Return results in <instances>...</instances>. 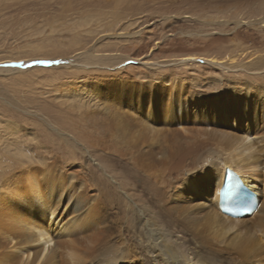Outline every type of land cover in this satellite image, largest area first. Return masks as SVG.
Returning a JSON list of instances; mask_svg holds the SVG:
<instances>
[{
	"label": "bare ground",
	"instance_id": "bare-ground-1",
	"mask_svg": "<svg viewBox=\"0 0 264 264\" xmlns=\"http://www.w3.org/2000/svg\"><path fill=\"white\" fill-rule=\"evenodd\" d=\"M236 4L259 19L231 21L213 38V50L186 53L211 59L207 90L199 78L180 74L186 69L172 61L160 74L161 66L147 64L143 72L125 68L131 84L126 107L125 97L118 101L114 92L105 97L96 91L100 76L80 79L79 91L91 107L77 121L81 137L95 146L115 137L113 161L120 177L111 181L91 164H74L68 171L43 162L50 183V174H58L56 188L69 176V193L63 196L45 190L36 165L26 164L20 178L19 167L8 172L0 182V264H111L102 263L108 252L116 256L112 264H264V243L256 236L259 231L264 238V191L257 184L264 180V34L256 36L264 23V0ZM143 5L140 1L138 9ZM79 60L91 69L121 67L127 57L86 53ZM197 101L206 103L209 114L189 108ZM250 133L258 139L249 140ZM228 166L261 194L254 215L233 219L218 209ZM61 205L65 222L59 218ZM86 222L90 233L77 235Z\"/></svg>",
	"mask_w": 264,
	"mask_h": 264
},
{
	"label": "rangeland",
	"instance_id": "rangeland-1",
	"mask_svg": "<svg viewBox=\"0 0 264 264\" xmlns=\"http://www.w3.org/2000/svg\"><path fill=\"white\" fill-rule=\"evenodd\" d=\"M140 1L144 4L142 11L138 9ZM237 1L0 0V69L17 68V71H0V182L18 167L17 177L26 164L36 165L41 170L45 190L67 196L71 186L69 176H65L66 183L56 188L58 174H50L54 176L50 183L45 177L50 172L44 169L45 161L52 163V170L59 169L61 166L57 165L61 164L63 169L71 171L69 167L82 163L86 167L93 165L95 171L111 181L120 177L117 163L113 161L118 156L115 137H106L99 146L81 137L77 121L91 107L87 105L86 94L79 91L80 79L100 76V81L94 82L96 91L105 97L114 92L121 98L118 101L125 97L126 107L131 84L125 76L129 70L125 68L135 67V71L143 72L148 65L161 66L160 74L161 68L170 61L168 66L172 62L180 64L186 69L180 74L194 77L192 80L199 78L205 86L202 88L207 90L214 67L211 59L204 54L188 58L186 53L210 51L215 35L221 34V27L232 25L231 21L248 23L259 19L253 16L254 10L237 5ZM260 25L259 33L255 31L258 38L264 34V23ZM86 53L125 56L127 60L121 67L103 64L102 68L87 69L79 62L80 55ZM119 68L125 70L121 72ZM218 69L220 73L221 68ZM85 86L90 88L82 85ZM189 108L209 114L206 103L192 102ZM43 131L51 136L44 135ZM248 138L255 141L258 135L250 133ZM204 166L210 176H217L209 164ZM261 172L264 173V168ZM257 184L264 191V180ZM204 199L209 202L205 193ZM60 210L59 218L65 222L67 218L62 212L65 206L61 205ZM123 211L120 209L119 213L125 221ZM87 225L88 222L77 229V235L87 236L90 233ZM258 232L257 239L264 243ZM106 255L102 263L115 261L116 256L111 252Z\"/></svg>",
	"mask_w": 264,
	"mask_h": 264
}]
</instances>
